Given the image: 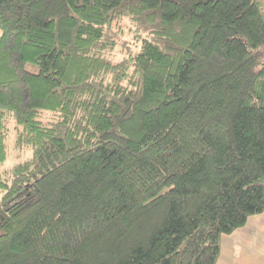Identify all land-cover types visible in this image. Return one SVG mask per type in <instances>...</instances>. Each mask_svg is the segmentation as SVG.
Listing matches in <instances>:
<instances>
[{
  "label": "trees",
  "instance_id": "1",
  "mask_svg": "<svg viewBox=\"0 0 264 264\" xmlns=\"http://www.w3.org/2000/svg\"><path fill=\"white\" fill-rule=\"evenodd\" d=\"M0 193V264H217L264 213V0H0Z\"/></svg>",
  "mask_w": 264,
  "mask_h": 264
},
{
  "label": "crops",
  "instance_id": "2",
  "mask_svg": "<svg viewBox=\"0 0 264 264\" xmlns=\"http://www.w3.org/2000/svg\"><path fill=\"white\" fill-rule=\"evenodd\" d=\"M239 240L245 245L262 249L264 245V213L250 217L246 226L234 233L224 235L221 240V255L217 264H252L248 255L237 248L235 241ZM224 251L233 254V258L227 261L223 257ZM264 264V263H263Z\"/></svg>",
  "mask_w": 264,
  "mask_h": 264
},
{
  "label": "rangeland",
  "instance_id": "3",
  "mask_svg": "<svg viewBox=\"0 0 264 264\" xmlns=\"http://www.w3.org/2000/svg\"><path fill=\"white\" fill-rule=\"evenodd\" d=\"M133 40L132 35L129 32H125L121 39V43L126 42V45H130V42ZM121 48V46H120ZM13 127V124H12ZM14 132L12 131L8 137L7 143H8V158L6 162L1 167L2 171H5L7 173H11L13 168L23 163L27 160H29L32 155L33 151L32 149H27L25 151H19L14 148ZM3 194L0 193V203L2 201ZM235 245L237 246L240 251L242 250V253L248 255L249 259L252 261V264H263L264 263V245L262 249H257L253 246L245 245L239 240L235 241ZM224 259L227 261H230L233 258L232 253H228L224 251L223 253Z\"/></svg>",
  "mask_w": 264,
  "mask_h": 264
}]
</instances>
